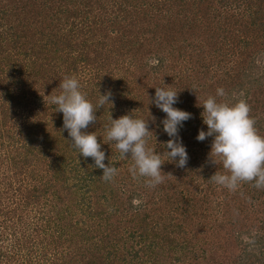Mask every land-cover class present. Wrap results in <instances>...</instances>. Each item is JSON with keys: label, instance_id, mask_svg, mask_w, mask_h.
<instances>
[{"label": "trees", "instance_id": "1", "mask_svg": "<svg viewBox=\"0 0 264 264\" xmlns=\"http://www.w3.org/2000/svg\"><path fill=\"white\" fill-rule=\"evenodd\" d=\"M66 75L93 105L112 94L86 129L111 181L46 97ZM164 84L192 114L179 129L189 160L162 157L172 176L151 188L106 126L149 120L147 146L162 153L166 114L149 98ZM218 88V101L246 100L264 136V0H0V264H264V190L208 180L224 169L208 161L212 138L196 139Z\"/></svg>", "mask_w": 264, "mask_h": 264}, {"label": "clouds", "instance_id": "2", "mask_svg": "<svg viewBox=\"0 0 264 264\" xmlns=\"http://www.w3.org/2000/svg\"><path fill=\"white\" fill-rule=\"evenodd\" d=\"M150 63L157 64L159 61L152 60ZM57 88L60 89L59 94H53ZM57 88L46 97L55 106V111L63 115L61 131H67L72 147L80 156L92 158L94 167L102 170L100 178L111 181L118 170L104 163L106 154L101 150L98 137L95 132L86 131L90 124L97 121V107L111 104V92L100 94L97 105H93L81 91L75 76H64ZM178 95L172 85L164 84L155 87L154 97L149 98L150 104L166 114L160 123L169 140L162 144V153L147 146V138L154 134L149 130V120L126 114L118 119L110 117V125L106 126L107 141L118 150L121 159L133 162L129 169L133 177L146 178L145 183L151 188L171 175L162 171L165 164L162 157L166 156L179 168H185L189 160L186 147L179 140V129L183 127V122L192 118V114L173 106L178 103ZM226 95L223 88H218L216 95H209L200 106L203 109L201 119L207 131L201 129L196 139L203 142L212 138L208 161L216 167L220 163L224 169L223 173L217 170L208 180L229 190H235L242 182H250L256 189L264 190V136L258 134L246 100L237 99L231 103L227 99L217 100V97L225 98ZM150 120L155 118L151 116Z\"/></svg>", "mask_w": 264, "mask_h": 264}, {"label": "rangeland", "instance_id": "3", "mask_svg": "<svg viewBox=\"0 0 264 264\" xmlns=\"http://www.w3.org/2000/svg\"><path fill=\"white\" fill-rule=\"evenodd\" d=\"M259 209H260V208H259ZM257 215L262 216V215H261V212H258ZM257 225H258V224H256L255 226H257ZM253 226H254V225H253ZM255 226H254V227H255ZM256 230H257V229H255V228L252 229V232H251L252 235H251V237H253V236L256 234ZM243 237L245 238L246 236L243 235ZM246 238H247V237H246Z\"/></svg>", "mask_w": 264, "mask_h": 264}]
</instances>
